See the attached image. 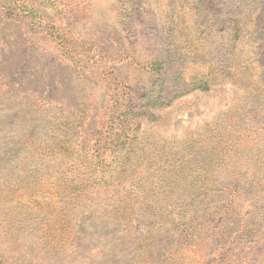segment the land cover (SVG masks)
<instances>
[{
    "label": "rangeland",
    "instance_id": "374dc122",
    "mask_svg": "<svg viewBox=\"0 0 264 264\" xmlns=\"http://www.w3.org/2000/svg\"><path fill=\"white\" fill-rule=\"evenodd\" d=\"M234 16L245 26L239 40L230 26L229 17ZM192 47L202 49L201 57L196 59ZM173 51L172 63L156 71V64ZM263 69L264 0H0L3 263L163 264V249L157 244L148 251L146 261L134 255L135 244L156 220L140 213L133 218L132 236L102 219L98 206L73 207L71 219L76 227L69 224L67 229L74 232L72 239L67 235L60 243L57 235L48 233L42 207L34 203L40 193L31 200L29 196L33 190L27 182L41 174L29 168L30 160L37 161L38 151L31 152L30 147L38 143L33 141L54 131L60 138L80 143L103 130L104 114L114 104L139 105L150 90L178 91L174 81L181 79L177 96L154 109L159 118L142 119L146 137L155 136L163 143H191L198 137L203 141L214 134L224 136L230 123L238 134L252 119L246 129L249 156L264 157V112L248 100V92L264 79ZM224 71L231 77L221 78ZM194 78L210 81L209 88L194 89ZM65 116L71 125L67 126ZM28 155L32 158L27 159ZM201 161L212 166L209 172H217L227 190L231 189L228 183L234 182L230 172H241L245 191L235 204L242 213L255 211L257 219L264 218V187L263 192L255 191L253 171L241 167L245 159L220 170L216 153ZM54 167V162L47 164L48 169ZM221 196L212 193L207 199L208 214L216 210L211 204ZM52 200L54 212L60 202L54 195ZM54 220L51 217L49 222ZM261 241L242 264L264 261V234ZM214 250L213 244L205 249L184 248L178 258L180 264H208L210 259H204L202 251L212 260Z\"/></svg>",
    "mask_w": 264,
    "mask_h": 264
},
{
    "label": "trees",
    "instance_id": "16d2710c",
    "mask_svg": "<svg viewBox=\"0 0 264 264\" xmlns=\"http://www.w3.org/2000/svg\"><path fill=\"white\" fill-rule=\"evenodd\" d=\"M229 18L232 35L239 40L245 26L239 16ZM191 51L197 53L196 59L201 57L198 53L202 49L192 47ZM175 57L174 51L167 54L156 64V71L172 63ZM231 68L233 66L228 68L229 73ZM228 71L222 72L220 77L230 78L232 74H226ZM193 81L194 89L209 88L210 81H197V78ZM180 82L181 79L175 80L173 88L180 90ZM259 85L248 92V100L257 105L256 110L264 112L263 78ZM179 90L168 93L164 89L150 90L139 105L132 101L114 104L113 109L104 114L103 130L80 143L60 138L54 131L51 136L33 141L38 143L30 147L31 152L38 151L37 161L30 160L33 164L30 163L29 168L35 167L41 174L27 182L28 189L33 190L29 196L31 200L34 193H40L34 203L42 207L48 233L57 235L60 243L67 235L72 239L74 232L68 233L67 229L69 224L76 227L75 219H71L73 207L98 206L101 218L108 219V224L120 225L118 230L128 236H132L133 218L137 214L156 218L145 237L135 244L134 255L140 260L146 261L148 251L157 244L163 249V264H180L178 257L182 249H205L213 244L212 260L202 251L203 258L210 259L208 264L246 262L262 244L264 218L257 219L255 211L242 213L237 208L235 201L245 191L241 187L245 185L241 172H230L234 182L228 183L231 189L227 190V186L220 185L217 172H209L212 166L202 165L201 160L203 156L214 157L216 153L220 170L235 167L245 159L241 167L248 166L257 182L256 186L246 184L254 186L256 192H263L264 157H250L248 149L250 132L246 129L253 120L247 121L238 134L233 132L230 123L224 128V136L214 134L203 141L198 137L189 140L191 143L186 140L163 143L155 136L146 137L142 119L157 120L159 117L154 109L167 105ZM251 109L254 116L255 110ZM65 119L67 126L71 125L68 117ZM261 124L263 130L264 122ZM49 162L55 163L53 170L47 168ZM212 193L222 196L211 204L216 209L213 214H208L207 199ZM53 195L61 203L54 212L51 211L56 203ZM51 217L55 218L54 222H49ZM0 259V264H7ZM263 262L258 260L254 264Z\"/></svg>",
    "mask_w": 264,
    "mask_h": 264
}]
</instances>
